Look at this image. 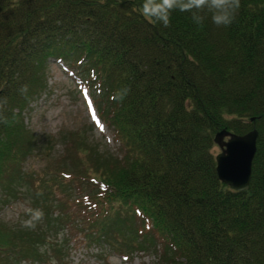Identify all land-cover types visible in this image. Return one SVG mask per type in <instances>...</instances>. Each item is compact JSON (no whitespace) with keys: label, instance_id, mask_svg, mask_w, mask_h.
<instances>
[{"label":"trees","instance_id":"1","mask_svg":"<svg viewBox=\"0 0 264 264\" xmlns=\"http://www.w3.org/2000/svg\"><path fill=\"white\" fill-rule=\"evenodd\" d=\"M141 4L0 0V199L22 187L31 222L0 220V264L41 260L38 243L69 221L89 242L147 250L160 240L156 264H264V0H241L227 27L179 10L164 27ZM51 58L96 95L116 153L74 128L61 132V154L48 147L42 168L25 167L44 143L23 111L46 91ZM223 127L258 130L244 189L218 178L213 137Z\"/></svg>","mask_w":264,"mask_h":264},{"label":"rangeland","instance_id":"2","mask_svg":"<svg viewBox=\"0 0 264 264\" xmlns=\"http://www.w3.org/2000/svg\"><path fill=\"white\" fill-rule=\"evenodd\" d=\"M47 89L23 111L24 119L34 133L35 138L44 143L38 145L35 153L28 157L25 167L38 170L45 164L48 147L52 149V157L63 151L61 132L64 130L83 128L90 141L99 145L100 151L119 150V143L113 138L112 130L99 116L96 109L93 91L84 85L83 81L61 60L51 58L45 68ZM94 95V96H93ZM61 134V135H60ZM51 139L50 142H46ZM215 153L219 150L215 146ZM22 193L11 196L8 200L0 199V220L14 224L22 222L29 225L27 208L30 200L25 198L26 190L20 188ZM1 197V189H0ZM74 209V208H73ZM41 229H47V222L40 220ZM81 224H72L69 221L57 230L45 234V239L38 243V250L50 253L45 259H23L18 264H156L157 255L162 246L157 240L155 247L147 250L124 248L125 243L115 239L110 243L105 238L90 241L79 234ZM65 238L68 242H65ZM85 239V240H84ZM54 245H58L56 250ZM122 247V248H121ZM56 252L54 251V249ZM58 256H53L54 254Z\"/></svg>","mask_w":264,"mask_h":264},{"label":"clouds","instance_id":"3","mask_svg":"<svg viewBox=\"0 0 264 264\" xmlns=\"http://www.w3.org/2000/svg\"><path fill=\"white\" fill-rule=\"evenodd\" d=\"M240 3L241 0H142L141 9L142 15L162 23L164 27L170 26L171 14L176 10L190 13L193 23L198 26H203L207 14H210L213 24L227 27L235 20ZM127 92L128 89L125 88L116 95L123 99ZM3 103H0V120L6 123V118L2 116ZM30 212L34 221L43 218L44 214L40 209Z\"/></svg>","mask_w":264,"mask_h":264},{"label":"water","instance_id":"4","mask_svg":"<svg viewBox=\"0 0 264 264\" xmlns=\"http://www.w3.org/2000/svg\"><path fill=\"white\" fill-rule=\"evenodd\" d=\"M257 135L255 127L243 133L223 127L214 134L219 147L215 153L218 178L233 189H244L249 184Z\"/></svg>","mask_w":264,"mask_h":264}]
</instances>
